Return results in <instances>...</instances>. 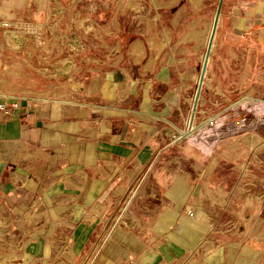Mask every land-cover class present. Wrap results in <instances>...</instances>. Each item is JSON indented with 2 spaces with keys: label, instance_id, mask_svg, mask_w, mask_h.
Returning a JSON list of instances; mask_svg holds the SVG:
<instances>
[{
  "label": "crops",
  "instance_id": "crops-1",
  "mask_svg": "<svg viewBox=\"0 0 264 264\" xmlns=\"http://www.w3.org/2000/svg\"><path fill=\"white\" fill-rule=\"evenodd\" d=\"M203 2L184 0L160 30L157 14L73 103L0 96L19 103L0 111V234L27 235L13 264H264V201L242 225L203 219L218 157H195L204 165L182 178L160 168L196 132L182 137L206 54ZM217 91L205 83L198 106ZM128 196L131 225L114 219Z\"/></svg>",
  "mask_w": 264,
  "mask_h": 264
},
{
  "label": "rangeland",
  "instance_id": "rangeland-1",
  "mask_svg": "<svg viewBox=\"0 0 264 264\" xmlns=\"http://www.w3.org/2000/svg\"><path fill=\"white\" fill-rule=\"evenodd\" d=\"M183 1L0 0V96L75 102L90 80L117 65L126 45L150 31L157 14L160 30ZM203 4L207 25L200 62L220 0ZM248 14L252 18L246 20ZM197 17L186 16L185 22ZM66 64L72 65L68 72ZM205 83L217 93L197 107L190 123V135L196 131L192 140L176 147L170 153L176 158L160 168L167 165L182 178L183 172L204 165L195 157H218L221 163L208 180L203 219L218 220L227 229L231 221L242 225L257 218L264 201V0L222 1ZM231 202L237 209L217 205ZM133 212L128 196L114 219L131 225Z\"/></svg>",
  "mask_w": 264,
  "mask_h": 264
},
{
  "label": "built area",
  "instance_id": "built-area-1",
  "mask_svg": "<svg viewBox=\"0 0 264 264\" xmlns=\"http://www.w3.org/2000/svg\"><path fill=\"white\" fill-rule=\"evenodd\" d=\"M19 108L18 102H8L7 100L0 101V111L11 116L14 110ZM194 126V125H193ZM190 129V120L188 122L187 131ZM182 134V137L184 133ZM188 216L192 219H198L202 217V211L198 208L189 211ZM6 229L5 226L0 225V230ZM13 232V234L9 233ZM26 233L20 231L15 227H11L5 234H0V263L13 264L19 259L21 253L24 251Z\"/></svg>",
  "mask_w": 264,
  "mask_h": 264
},
{
  "label": "water",
  "instance_id": "water-1",
  "mask_svg": "<svg viewBox=\"0 0 264 264\" xmlns=\"http://www.w3.org/2000/svg\"><path fill=\"white\" fill-rule=\"evenodd\" d=\"M222 1L223 0H220V6H219L218 12L216 14L215 20H214V24H213L211 35H210V39H209V43H208V46H207L205 59H204L203 67H202L200 78H199V82H198V90L196 92L194 103H193V106H192V115H191V118H190V123L194 122V115H195V112H196L197 107H198L200 94H201V91L203 89L204 81H205V78H206V75H207V72H208V66H209V62H210L212 46L214 44V38H215V35H216V31H217V27H218V23H219V18H220ZM186 136L183 135V137H186Z\"/></svg>",
  "mask_w": 264,
  "mask_h": 264
},
{
  "label": "bare ground",
  "instance_id": "bare-ground-1",
  "mask_svg": "<svg viewBox=\"0 0 264 264\" xmlns=\"http://www.w3.org/2000/svg\"><path fill=\"white\" fill-rule=\"evenodd\" d=\"M208 43H209V42H208ZM207 46H208V45H207ZM212 47H213V46H212ZM191 128H192V127H191V125H190V129H189V131H188V136H189L190 132L192 131ZM184 135H185V134H184Z\"/></svg>",
  "mask_w": 264,
  "mask_h": 264
}]
</instances>
